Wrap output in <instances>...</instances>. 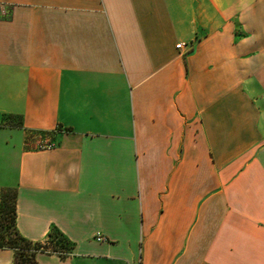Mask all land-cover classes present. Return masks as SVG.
Instances as JSON below:
<instances>
[{"label": "crops", "instance_id": "crops-1", "mask_svg": "<svg viewBox=\"0 0 264 264\" xmlns=\"http://www.w3.org/2000/svg\"><path fill=\"white\" fill-rule=\"evenodd\" d=\"M5 188L38 264H264V0H0Z\"/></svg>", "mask_w": 264, "mask_h": 264}, {"label": "trees", "instance_id": "trees-1", "mask_svg": "<svg viewBox=\"0 0 264 264\" xmlns=\"http://www.w3.org/2000/svg\"><path fill=\"white\" fill-rule=\"evenodd\" d=\"M17 118L15 123L13 119ZM5 123L11 128H22L21 117L7 116ZM17 189L5 188L0 202V250H12L14 264H38L40 253L68 257L73 250L71 241L57 228H53L44 242H33L23 237L17 229Z\"/></svg>", "mask_w": 264, "mask_h": 264}, {"label": "rangeland", "instance_id": "rangeland-1", "mask_svg": "<svg viewBox=\"0 0 264 264\" xmlns=\"http://www.w3.org/2000/svg\"><path fill=\"white\" fill-rule=\"evenodd\" d=\"M15 121V123L18 122V119L15 118L13 119ZM48 137H46V135H40L39 133H33L30 134L29 140L27 142V146H29V148H38V146L41 143H44V141L47 139Z\"/></svg>", "mask_w": 264, "mask_h": 264}, {"label": "built area", "instance_id": "built-area-1", "mask_svg": "<svg viewBox=\"0 0 264 264\" xmlns=\"http://www.w3.org/2000/svg\"><path fill=\"white\" fill-rule=\"evenodd\" d=\"M182 47V45L180 44V45H178V48L180 49ZM53 147V144L51 143V142H46V143H41L39 146H38V148L39 149H50V148H52ZM98 240L99 241H103L104 239L102 238V237H99L98 238Z\"/></svg>", "mask_w": 264, "mask_h": 264}]
</instances>
